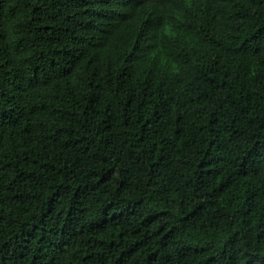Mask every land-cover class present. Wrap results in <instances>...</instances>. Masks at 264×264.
Listing matches in <instances>:
<instances>
[{"label": "trees", "instance_id": "16d2710c", "mask_svg": "<svg viewBox=\"0 0 264 264\" xmlns=\"http://www.w3.org/2000/svg\"><path fill=\"white\" fill-rule=\"evenodd\" d=\"M0 264H264V0H0Z\"/></svg>", "mask_w": 264, "mask_h": 264}]
</instances>
